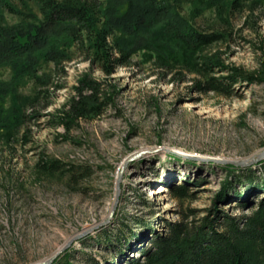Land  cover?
<instances>
[{
	"label": "rangeland",
	"instance_id": "rangeland-1",
	"mask_svg": "<svg viewBox=\"0 0 264 264\" xmlns=\"http://www.w3.org/2000/svg\"><path fill=\"white\" fill-rule=\"evenodd\" d=\"M180 5L198 29L225 34L204 47L201 56L215 55L225 65L249 72L264 70L262 5L251 13L247 7L234 11L227 21L199 0ZM4 15L8 22L16 20ZM52 67L44 64L42 70L52 72L51 84L62 87H50V104L45 109L38 105L39 115L30 117L16 136L0 138V264H35L63 246L44 264L60 257L58 264H64L65 251L70 264H124L121 257L112 261L107 245L98 243L102 233L114 238L122 219L131 225L135 217L154 219L157 230L165 221L198 224L204 216H215L210 211L215 195L229 177L208 163L235 160L239 167L264 172L258 164L264 159V81L236 85L231 95L202 93L193 88L199 77L195 72L181 64L167 68L142 51L109 76L78 52L59 68ZM86 71L114 89V102L67 131L52 114L74 94ZM9 76V67L1 66L0 79ZM32 88L30 82L21 91ZM41 156L88 165L92 171L71 187L68 176L35 169ZM181 180L187 195L177 197L169 186ZM146 196L148 204L143 203ZM262 196V191H248L228 203L219 200L216 207L242 216ZM132 246L137 250L147 243Z\"/></svg>",
	"mask_w": 264,
	"mask_h": 264
},
{
	"label": "trees",
	"instance_id": "trees-1",
	"mask_svg": "<svg viewBox=\"0 0 264 264\" xmlns=\"http://www.w3.org/2000/svg\"><path fill=\"white\" fill-rule=\"evenodd\" d=\"M181 1L0 0V67L10 69L9 78L0 79V138L9 140L16 136L30 117L39 115L38 105L45 109L50 104V87H62L51 84L52 72L42 70L43 65L51 63L52 70L57 69L76 52L109 76L119 66L130 64L132 56L142 51L146 58L167 68L181 64L195 72L199 77L193 88L202 93L231 95L236 92V85L264 81V70L249 72L225 65L215 55L201 56L204 47L223 39L225 34L218 29H198L182 13ZM199 3L223 16V21L234 11L242 12L247 7L251 13L257 5L264 7V0ZM4 12L16 20L8 22ZM30 82L32 91L23 93L21 86ZM73 89L74 94L52 114L55 123L67 131L80 119L96 116L114 102V89L102 86L89 71L79 76ZM24 135L25 131L21 136ZM171 157L179 160L176 155ZM185 162L196 165L194 160ZM258 164L264 169V159ZM208 165L219 167L229 176L215 195V207L210 209L215 216H204L191 226L165 221L160 230L154 226V219L143 221L135 217L132 225L122 219L114 238L102 233L98 239L112 252V261L121 257L124 264H264V172L256 174L250 166L242 168L232 163ZM35 169L68 176L71 187L92 171L88 165L67 164L47 156L36 161ZM183 182L169 186L173 195H187ZM248 191L263 192L249 213L235 216L216 207L219 200L228 203L244 198ZM149 202L151 199L146 196L143 203ZM133 242H145L147 246L134 250ZM66 252L62 255L64 264H70ZM60 259L52 264H58Z\"/></svg>",
	"mask_w": 264,
	"mask_h": 264
},
{
	"label": "water",
	"instance_id": "water-1",
	"mask_svg": "<svg viewBox=\"0 0 264 264\" xmlns=\"http://www.w3.org/2000/svg\"><path fill=\"white\" fill-rule=\"evenodd\" d=\"M161 148L162 147H158V149H161ZM226 162H228V163H234V164H241L240 162L235 161V160H227ZM64 248H65V246H63L61 249H59L57 252H55V254L50 259H48V260H41L40 262H37L35 264H44V263L50 262L53 259V257H55Z\"/></svg>",
	"mask_w": 264,
	"mask_h": 264
}]
</instances>
